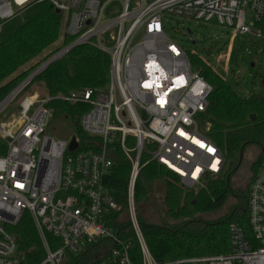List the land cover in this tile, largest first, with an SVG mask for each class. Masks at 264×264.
Returning a JSON list of instances; mask_svg holds the SVG:
<instances>
[{
    "label": "built area",
    "instance_id": "1",
    "mask_svg": "<svg viewBox=\"0 0 264 264\" xmlns=\"http://www.w3.org/2000/svg\"><path fill=\"white\" fill-rule=\"evenodd\" d=\"M43 2L65 15L64 38L73 41L0 102V116L49 65L82 45L109 54V83L57 97L86 107L82 136L72 138L74 151L72 139L46 134L51 98L25 96L10 120L1 122L6 151L0 155V264H21L13 228L25 212L45 248L43 264H64L67 254L79 255L103 239L111 248L101 264H158L136 214L134 188L142 168L156 162L194 191L227 169L204 117L213 87L193 68L186 47L168 35L167 25H186L193 34L194 26L204 24L264 42V0H0V31L3 23ZM117 150L131 165L126 212L141 250L139 263L131 259L132 240H122L106 220L122 210L104 184ZM246 213L248 232L238 223L229 226L228 253L180 263L264 264V164L249 186ZM46 234L58 240L55 250Z\"/></svg>",
    "mask_w": 264,
    "mask_h": 264
},
{
    "label": "trees",
    "instance_id": "2",
    "mask_svg": "<svg viewBox=\"0 0 264 264\" xmlns=\"http://www.w3.org/2000/svg\"><path fill=\"white\" fill-rule=\"evenodd\" d=\"M66 24L65 15L56 13L49 2L32 5L3 23L0 31V102L38 66L73 41L71 37L64 38ZM189 58L193 68L213 87L204 117L209 125L208 136L222 151L227 169L222 176L209 179L204 188L194 191L184 189L175 174L156 162L142 168L134 188L136 214L148 249L158 264H181L190 258L228 253L229 226L238 223L246 232L249 231L245 207L241 212H232L214 222L203 221L201 216L218 212L225 206L230 198L228 176L238 164L242 146L254 144L264 137L263 91L242 97L212 69L209 61L190 52ZM110 68L109 54L90 45L76 47L49 65L33 83L39 81L46 98L52 99L47 104L52 111L51 120L71 121L75 125L73 137L82 136L79 122L86 107L69 104L57 97L78 90L105 88L109 83ZM252 115L256 116L255 121H252ZM5 151L6 143L0 139V155ZM114 159L104 184L122 210L110 213L106 220L122 240H132L131 259L139 263L141 250L126 218L131 165L120 150ZM148 160L143 156L142 164ZM158 184L165 187L164 205L161 204L160 208L164 215L177 223H168L162 218L158 224L151 223L143 216L146 204L150 200L154 202ZM193 224H201L200 230L191 231ZM13 232L17 237L21 264H43L46 251L28 212L23 214ZM46 238L55 250L58 240L51 234H46ZM110 248L111 242L100 240L79 255L67 254L69 259L64 264H101L108 258Z\"/></svg>",
    "mask_w": 264,
    "mask_h": 264
},
{
    "label": "rangeland",
    "instance_id": "3",
    "mask_svg": "<svg viewBox=\"0 0 264 264\" xmlns=\"http://www.w3.org/2000/svg\"><path fill=\"white\" fill-rule=\"evenodd\" d=\"M186 28V25L181 24L178 26L177 22H171L167 25V33L171 38L185 46L190 53L197 54L200 58L209 61L212 69L242 97H249L252 94L260 92L261 82L264 76L263 41H258L247 35L233 36L232 31L229 29L211 27L204 24L197 27L194 26L193 34H188ZM242 69L246 70L245 74H242ZM33 94L37 95L40 101L46 99L45 91L39 81L34 82L29 89L16 98L14 106L7 109L0 116V124L1 122L10 120V114L17 111V105L25 96H31ZM74 132L75 125L71 121L61 119L50 120L46 129L47 135L68 142L71 141ZM253 154H255V146L250 144L244 150L243 164L238 174L231 180V185L239 186L240 190L242 189L241 192L247 195V198L252 178L249 170ZM263 164L264 162L255 166L253 171L254 175L258 167ZM183 188L186 189L185 187ZM154 195V202L150 200L142 210L144 218L148 222L156 224L161 222V218L167 220L168 223H177L164 215V210L162 211L160 208L161 204L164 205V185L158 184L155 188ZM234 206L235 201L229 198L221 210L202 215L201 219L203 221L214 222L232 213ZM126 218H128L127 214ZM200 228L201 224H193L190 230L197 231ZM68 257L65 258L64 262H67Z\"/></svg>",
    "mask_w": 264,
    "mask_h": 264
},
{
    "label": "flooded vegetation",
    "instance_id": "4",
    "mask_svg": "<svg viewBox=\"0 0 264 264\" xmlns=\"http://www.w3.org/2000/svg\"><path fill=\"white\" fill-rule=\"evenodd\" d=\"M263 79H264V76L262 80ZM261 90H262V82H261ZM253 145L255 146V154H253L251 165H250V170H249V172L252 174L251 181L254 176L253 171H254L255 166L258 165L259 163L262 164L264 162V137L261 140L255 142ZM239 169L231 175L230 184H229L230 199H233L235 201V206L233 209V212L235 213L241 212L243 210V206L245 207V210H247V195H244L241 192L242 189L240 190L239 186L231 185V180L238 174Z\"/></svg>",
    "mask_w": 264,
    "mask_h": 264
},
{
    "label": "water",
    "instance_id": "5",
    "mask_svg": "<svg viewBox=\"0 0 264 264\" xmlns=\"http://www.w3.org/2000/svg\"><path fill=\"white\" fill-rule=\"evenodd\" d=\"M56 13L60 14L61 12L59 10H56ZM189 34H192L191 30L188 31ZM253 66V64H252ZM245 69H242V74H245ZM262 91L264 93V79L262 80ZM256 120V116L255 115H252V121H255ZM247 147V144H244L240 150V153H239V160H238V164L237 166L235 167V169L233 170V172L228 176V187H229V184H230V177L233 173H235L242 165V162H243V156H244V150L245 148ZM69 148L71 151H74L76 148H77V143H76V140L75 139H72L70 145H69ZM246 212V210H245Z\"/></svg>",
    "mask_w": 264,
    "mask_h": 264
}]
</instances>
